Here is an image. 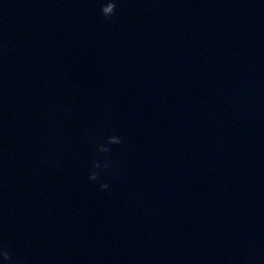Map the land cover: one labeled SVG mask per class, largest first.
Here are the masks:
<instances>
[{
	"label": "clouds",
	"instance_id": "obj_1",
	"mask_svg": "<svg viewBox=\"0 0 264 264\" xmlns=\"http://www.w3.org/2000/svg\"><path fill=\"white\" fill-rule=\"evenodd\" d=\"M116 8L117 0H101L100 13L105 19H110L115 14ZM121 143H123L121 137L112 134L106 137L102 144L97 146L98 153L104 154V163L102 165L99 160L93 159L90 163L88 179L89 181L99 182V189L101 191L108 189L109 185L101 180V173L99 170L101 168L107 170L112 167L113 162L108 159L112 150L110 146ZM0 260L5 262V264H14L11 252L3 245H0Z\"/></svg>",
	"mask_w": 264,
	"mask_h": 264
}]
</instances>
